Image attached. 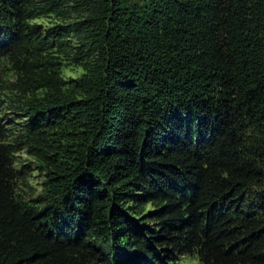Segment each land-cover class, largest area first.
<instances>
[{
    "label": "trees",
    "instance_id": "obj_1",
    "mask_svg": "<svg viewBox=\"0 0 264 264\" xmlns=\"http://www.w3.org/2000/svg\"><path fill=\"white\" fill-rule=\"evenodd\" d=\"M2 57L43 92L0 122V264H264V0H0ZM20 142L49 174L27 204Z\"/></svg>",
    "mask_w": 264,
    "mask_h": 264
},
{
    "label": "rangeland",
    "instance_id": "obj_2",
    "mask_svg": "<svg viewBox=\"0 0 264 264\" xmlns=\"http://www.w3.org/2000/svg\"><path fill=\"white\" fill-rule=\"evenodd\" d=\"M72 19L64 20L50 14L35 19L33 23H37L46 31L57 25L70 23ZM47 39L34 40L31 47L49 58L47 64H51L50 66L58 72L62 79L68 81L82 77L83 65L87 57L85 55L75 56L79 52L76 40L70 39L69 43L64 46L50 47L49 43L45 42ZM23 79L25 78L20 70L8 57L0 58V122L11 127L17 136L29 120L26 107L34 97L38 98L43 92L42 89L36 88V84H29ZM13 167L17 172L15 197L20 203L27 204L45 195L48 168L23 142H20L13 154ZM147 209H151V206ZM177 264H199V262L193 256H185L181 257Z\"/></svg>",
    "mask_w": 264,
    "mask_h": 264
}]
</instances>
